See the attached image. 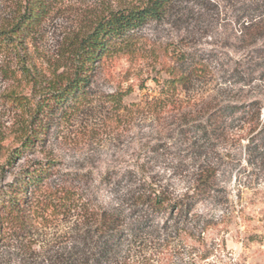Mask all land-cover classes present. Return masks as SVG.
<instances>
[{"label": "rangeland", "instance_id": "obj_1", "mask_svg": "<svg viewBox=\"0 0 264 264\" xmlns=\"http://www.w3.org/2000/svg\"><path fill=\"white\" fill-rule=\"evenodd\" d=\"M22 1L0 0V28L15 23ZM138 1L48 0V12L18 37L30 77L16 52L0 51V197H24L18 215L0 209V264H75L95 239L86 233L90 213L105 209L124 216L117 245L85 264H264V136L256 135L264 129V34L245 35L244 25L262 17L243 11L253 0H175L164 19L137 29L136 50L94 64L82 105L44 118L47 131L7 161L21 145L24 115L6 94L32 103L71 70L75 37ZM180 52L209 73L166 101L164 67ZM225 105L241 108L212 119ZM46 165L55 203L19 188L21 175ZM206 170L210 186L195 196ZM153 191L182 209L154 213L135 200Z\"/></svg>", "mask_w": 264, "mask_h": 264}, {"label": "trees", "instance_id": "obj_2", "mask_svg": "<svg viewBox=\"0 0 264 264\" xmlns=\"http://www.w3.org/2000/svg\"><path fill=\"white\" fill-rule=\"evenodd\" d=\"M175 0H139L128 7L109 11L106 15L99 16L89 30L74 38L72 51L74 55V64L69 72H61L54 80L48 81L38 91V98L32 103H27L26 98L14 93H8L6 96L13 100L16 106H19L23 112V118L18 125V138L21 142L19 148H15L8 155L7 161L14 156L15 152L21 149H28L38 140L39 133H45L44 118L50 117L56 112L60 116L74 112L88 96L87 86L93 73L94 64L103 59L114 56L120 52H133L138 46L140 36L137 29L149 20L160 21L165 18L171 9ZM23 9L19 11L15 23L8 29L0 28V51L16 52V63L21 73L32 76L30 68L25 60L18 54L20 46L18 37L23 32L31 29L32 26L48 12V0H23ZM247 6V7H245ZM243 11L259 13V21H250L244 25L245 35H252L256 32L259 35L264 34V0H253L245 4ZM176 65H167L164 71L167 78L163 84V95L166 101L179 93L181 88H189L196 82L204 79L209 73L208 66L200 59L189 58L185 52L177 53L174 57ZM172 95V96H171ZM112 99L116 100V97ZM163 103V102H162ZM241 108L236 105H225L211 112L212 119L216 116L230 112H237L234 109ZM46 119V120H47ZM211 119V120H212ZM50 122V121H49ZM257 136H264V129L260 128L256 132ZM3 149L0 141V151ZM50 166H39L26 171L20 177L19 188L25 191L32 188L33 191L42 190L50 202H54V192L44 183ZM213 173L209 170L202 171L197 176L195 196L205 194L210 186ZM64 202L72 203L73 194L70 189L64 190ZM137 202H148L152 212L156 213L164 209L171 208L182 209L181 201L167 203V198L156 191L148 196L137 195ZM24 206V197H0V209L6 215L16 216ZM88 215V214H87ZM86 215V216H87ZM84 216V215H82ZM89 217L93 226L86 231L88 236L93 234L95 239L90 242V251L84 252L81 259L77 257L75 264H85L88 259L95 258L97 262L103 257L108 256L117 245V238L120 228L124 222V216L117 210H99L90 213ZM92 237V236H91ZM92 243V244H91Z\"/></svg>", "mask_w": 264, "mask_h": 264}]
</instances>
